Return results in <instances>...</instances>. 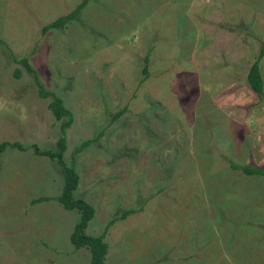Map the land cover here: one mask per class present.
Returning a JSON list of instances; mask_svg holds the SVG:
<instances>
[{"label": "rangeland", "instance_id": "obj_1", "mask_svg": "<svg viewBox=\"0 0 264 264\" xmlns=\"http://www.w3.org/2000/svg\"><path fill=\"white\" fill-rule=\"evenodd\" d=\"M77 1L0 0V140L54 148L60 134L16 60L27 56L72 112L63 160L78 174L72 197L94 207L84 232L139 207L107 227L104 264H264V176L225 158L264 166V94L245 81L264 0H87L40 33ZM260 72L264 89V55ZM61 183L47 155L0 151V264H88L68 239L78 211L52 198Z\"/></svg>", "mask_w": 264, "mask_h": 264}, {"label": "trees", "instance_id": "obj_2", "mask_svg": "<svg viewBox=\"0 0 264 264\" xmlns=\"http://www.w3.org/2000/svg\"><path fill=\"white\" fill-rule=\"evenodd\" d=\"M87 0H79L75 5L66 12L58 14L53 18L45 21L40 26V33L44 34L50 28H56L65 25L72 19L77 17L79 11L86 4ZM264 55V42L259 46L258 52L254 56L253 60L249 63L247 71L245 73L246 85L257 95H263V80L260 72V60ZM24 68L32 72L34 83L36 84L37 95L41 97L49 96L47 101V108L50 110L52 116L59 120V130L60 134L55 140L54 148H39L35 143L30 145H24L18 140H0V151L6 147H12L17 149H25L28 147L32 148V151L37 154L47 155V157L54 159L59 166L60 174L62 177V183L59 192L52 198L57 200L62 207L66 209H76L78 211V218L72 225V228L68 234L69 242L72 245V249L76 250L80 247H86L89 252L88 264H104L105 255L107 252V242L104 240V235L107 227L116 219L123 218L127 214L134 212L138 208H124L117 215L110 216L103 230L97 234H87L84 232V228L88 220L92 217L94 213V207L88 201L81 198L72 197V190H74L78 183V174L71 162L66 163L63 160V151L65 149V128L70 125L72 121V112L66 108L63 104L62 97L55 94L51 90H47L43 87L42 83L39 81L36 70L29 64L27 56H21L16 58ZM145 63L142 66V76L138 79V84L142 82L147 77V61L148 55L144 56ZM14 75L19 74V70H14ZM126 105L124 104L120 108L116 109L111 115L110 120L116 119L124 110ZM104 127L99 128V130L92 136L83 138L74 148L73 153L81 151L90 142L99 138L102 134ZM228 161V166L232 169H238L244 174H261L264 176V166L255 165L248 162L237 163L234 162L229 157L225 156ZM49 196L39 195L33 197L30 201H39L47 199ZM187 257V256H184Z\"/></svg>", "mask_w": 264, "mask_h": 264}]
</instances>
